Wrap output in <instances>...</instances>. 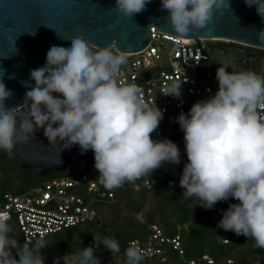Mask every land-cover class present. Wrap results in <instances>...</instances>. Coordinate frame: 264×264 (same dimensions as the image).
Here are the masks:
<instances>
[{"label":"clouds","instance_id":"clouds-1","mask_svg":"<svg viewBox=\"0 0 264 264\" xmlns=\"http://www.w3.org/2000/svg\"><path fill=\"white\" fill-rule=\"evenodd\" d=\"M151 2L115 0L114 9L118 16L133 17ZM245 4L255 5L264 20V0H245ZM224 6L225 0H161V11L168 13L162 19L177 36L185 37L213 22L214 13ZM258 38L264 39V30ZM115 47L99 48L82 35H75L70 47L51 46L46 64L30 71L35 87L25 94L23 105L29 113L20 121L17 108L5 107L13 92L3 83L5 73L0 68V150L11 155L17 143H29L35 131L43 129L50 144L62 141V149L79 145L81 154L92 150L99 181L107 190L150 176L165 162L179 164L180 151L174 142L151 138L163 113L145 100L142 86L123 80L127 55L113 51ZM228 67L221 64L217 68L214 95L197 101L188 113L176 118L188 158L179 184L183 200L195 197L205 209L230 197L239 201L229 204L217 226L264 249V115L260 113L264 76L245 68L233 67L228 72ZM164 95L179 98L181 83L173 81ZM10 232L7 215L0 214V264H44L41 249L48 244L43 239L31 246L19 245ZM93 239V247L67 253L54 264L61 260L63 264H100L94 252L101 244L113 257L120 252L114 237ZM124 255V264H140L144 258L135 243L129 244Z\"/></svg>","mask_w":264,"mask_h":264},{"label":"built area","instance_id":"built-area-1","mask_svg":"<svg viewBox=\"0 0 264 264\" xmlns=\"http://www.w3.org/2000/svg\"><path fill=\"white\" fill-rule=\"evenodd\" d=\"M150 29L152 39L148 46L139 52L126 53L127 63L122 66L123 80L142 86L145 100L149 104L155 103L162 111L163 118L151 138L168 139L177 145L180 151V162L177 165L183 171L188 158L184 133L176 118L181 113H188L194 103L208 99L218 90L209 51L213 43L223 40L201 38L208 58L202 62L200 55L186 56L184 65L192 70L182 65L181 49L178 46L198 44L195 37L186 41L181 36L160 31L154 25H151ZM173 81L181 83L179 98L164 95L166 86L171 85ZM53 95L60 98L58 93ZM260 113L264 115V109H261ZM42 131L44 134L43 129ZM75 163L78 167L73 173L52 172L26 191L14 193L5 190L1 193L0 214L7 215L11 227L17 225L19 233L14 239L21 245L28 243L30 246L37 239L46 240L50 235L84 223L96 226L100 219L98 208L101 202L113 201L120 193H140L153 188L157 184L160 171L174 165L165 162L150 176H143L134 182H125L119 188L107 190L99 181L92 150L81 154L79 145H75L72 165ZM236 201L230 197L227 201H218L208 210L213 215H221L229 204ZM183 241L181 232L170 235L159 225L153 224L146 237L128 240L127 247L130 243L138 244L144 253L142 261L146 264H171L170 250L175 251L178 256L175 259H181L184 264L218 263L217 258L209 252L188 257ZM92 242L90 239L89 243ZM223 242L227 243L228 240L223 239ZM226 261V264L234 262L230 257ZM257 264L264 262L259 261Z\"/></svg>","mask_w":264,"mask_h":264},{"label":"water","instance_id":"water-1","mask_svg":"<svg viewBox=\"0 0 264 264\" xmlns=\"http://www.w3.org/2000/svg\"><path fill=\"white\" fill-rule=\"evenodd\" d=\"M115 6V0H0V68L5 73L3 83L13 92L5 100V107L18 110L26 106L23 105L25 94L35 87L30 71L46 64L51 46L69 47L75 35H82L100 48L115 44V49L125 53L139 52L148 46L152 39L151 25L178 35L162 19L168 13L161 11V0H152L145 11L133 17L118 16ZM261 30H264V20L257 14L255 5L249 7L245 0H225V6L214 13L213 22L182 37L186 41L195 37L198 42L194 46L179 44L182 65L186 56L200 55L202 62L208 58L201 38L264 49V39L258 38ZM224 50L231 51L234 58L241 53L243 66L257 55L248 48ZM219 52H214L217 68L224 64ZM62 143L57 140L50 144L38 128L29 143H17L11 155L0 150V155L23 168L34 167L42 176H49L53 171L70 174L78 165H72L73 148L62 149Z\"/></svg>","mask_w":264,"mask_h":264},{"label":"rangeland","instance_id":"rangeland-1","mask_svg":"<svg viewBox=\"0 0 264 264\" xmlns=\"http://www.w3.org/2000/svg\"><path fill=\"white\" fill-rule=\"evenodd\" d=\"M211 67L213 68V66ZM252 70L258 75L264 76V62L260 61ZM215 74L216 72H214ZM28 113V107L24 106L16 110L15 115L17 120L20 121L26 118ZM2 164L5 166V169L0 170V190L4 189L18 193L28 190L37 183V174L34 169L30 168L27 170L30 174L25 176L24 173H27V171L23 167L9 165L6 160L0 157V166ZM171 166L164 169L161 174L166 175L169 171L172 173L166 175L165 178H160L161 180L157 186L140 193H120L113 201L101 202L98 208L100 211V219L96 226L92 223H84L77 227L76 232L64 233L65 236L78 245H82L87 241L89 242L91 239L93 242L89 244L93 247V236L97 235L101 237H114L120 244V242L127 239L130 240L136 237L144 238V235L149 233L151 225L157 224L160 227L161 225L163 226V218L165 217L168 222L175 224L182 234H186L187 237L185 239H187L191 234L192 228H197L202 224L208 225L210 220H202L205 218L203 216L204 212L199 210L204 211L205 208L197 204L198 200L195 197L186 200L187 202L183 200L184 190L179 184L182 171L177 164ZM179 202L183 206L185 205L188 212L187 218L183 222L178 217L179 211L177 204ZM11 228L12 232L9 233V236L14 238L19 233V230L16 224ZM241 236L243 241L234 250L241 252L248 261V264H257L260 261L259 257L264 253V249H256L255 253L249 254V249L254 247V242L243 235ZM44 241L47 243L46 240ZM52 253L54 255L51 260L54 262L59 257V253L55 249ZM94 253L99 258L101 264H124L126 259L124 255L125 251L121 247L120 252L115 257L112 256L111 252L103 244ZM41 254L45 257L44 264L49 263L48 250L41 249ZM228 254L225 253V255ZM169 257L172 258L171 264H184L181 259H175L178 256L173 250L169 251ZM223 257L218 259L219 262H222ZM16 259H19V257H16ZM238 262L241 261H237V264Z\"/></svg>","mask_w":264,"mask_h":264},{"label":"trees","instance_id":"trees-1","mask_svg":"<svg viewBox=\"0 0 264 264\" xmlns=\"http://www.w3.org/2000/svg\"><path fill=\"white\" fill-rule=\"evenodd\" d=\"M40 129V128H39ZM41 133L43 134L42 129H40ZM44 135V134H43ZM73 151H75V145L72 146ZM0 157L4 160H6L9 165H17V166H21L18 163L8 159L5 156L0 155ZM5 166L2 164L0 166V170H4ZM22 167V166H21ZM172 167V166H170ZM179 167V166H178ZM30 168L34 169L36 171L37 174V182L40 181L41 179L45 178V176L40 175L37 170L34 167H27L24 168L26 171L29 170ZM163 171V170H162ZM160 174L158 176V180H157V184L159 183V181L161 180L160 178H165L166 175H168L169 173H172L171 171H169L166 175L165 174ZM55 173H59L60 171H53ZM30 173L25 172L24 175L28 176ZM156 184V186H157ZM5 190H0V199H1V193L4 192ZM186 201V200H185ZM178 202V201H176ZM187 202V201H186ZM235 203H239V201H236ZM178 206V217L180 219L181 222H183L184 220H186L188 212H187V208L185 207V205L183 206V204H180V202L177 204ZM175 209V208H174ZM200 209V207H199ZM228 209V207L226 208V210ZM203 213V216L205 218H203L202 220L206 219V220H210V223L208 225L202 224L201 226L197 227V228H192L191 229V234L189 235V237L187 239H185L187 237V235L183 233L184 236V247L186 250V255L188 257L190 256H198L200 254H202L203 252H209L212 255H214L217 258L218 263L217 264H226L227 261L226 259L228 257L232 258L234 260V262L232 264H237V261H241L238 262V264H248V261L246 260V258L244 257V255L239 252V251H235V247L238 246L242 241L243 238L241 235H236L234 232L232 231H225L221 228H219L218 222L221 220L222 215H213L208 209H204V211H202L201 209L199 210ZM164 222H163V226L161 225V227L165 230L166 233L170 234V235H174L178 232H180L177 228V226L173 223L168 222L165 217L163 218ZM77 227H72L70 229H67L63 232H59L53 235H50L47 237L46 241L48 244V247L44 248V250H48V254H49V263L47 264H54V262L51 260L52 256L54 255L53 250L55 249L57 251V253H59V257L64 256L67 253H75L80 251L83 247H92V245L89 244V242H85L82 245H78L72 241H70L64 233L67 232H76L77 231ZM148 235V234H147ZM147 235H144V237H146ZM222 239H227L228 242L224 243L222 242ZM129 239L120 242V247L125 251V249L127 248V241ZM20 243V242H18ZM35 241L31 244L34 245ZM21 245V243L19 244ZM256 249L255 247H252L251 249H249V254L255 253ZM12 251V255L16 258L18 256H16V250L15 249H11ZM15 252V253H14ZM225 253H229L228 255H225ZM95 255V253H94ZM227 256V257H224ZM221 257H223L222 262H219L218 259H220ZM259 260L264 262V253L259 257ZM60 264H63V261H60ZM101 264V263H100ZM140 264H146L144 261H141Z\"/></svg>","mask_w":264,"mask_h":264},{"label":"flooded vegetation","instance_id":"flooded-vegetation-1","mask_svg":"<svg viewBox=\"0 0 264 264\" xmlns=\"http://www.w3.org/2000/svg\"><path fill=\"white\" fill-rule=\"evenodd\" d=\"M237 49V48H248L250 49L251 51L255 52L257 55H256V59H254L252 61V64H251V67L250 69H253L254 67H256V65H258V63L261 61V62H264V51L260 50V49H257V48H253V47H248L246 45H242V44H239V43H235V42H231V41H219V42H215L211 45L210 47V51H209V56H210V60H211V66H213V70L216 72L217 70V67L214 63V52L217 50V51H220L222 52L224 49ZM213 50V51H212ZM246 64H249L250 63V60L246 61L245 62ZM227 65H230L232 68L235 67L236 69L237 68V64H230L227 62ZM249 69V68H248ZM226 70L229 71V69L227 68Z\"/></svg>","mask_w":264,"mask_h":264},{"label":"bare ground","instance_id":"bare-ground-1","mask_svg":"<svg viewBox=\"0 0 264 264\" xmlns=\"http://www.w3.org/2000/svg\"><path fill=\"white\" fill-rule=\"evenodd\" d=\"M222 54V59H223V62L224 64H227L230 63V64H237V68L240 69V68H249L251 67V64H252V61H253V58L252 60H250V63L249 64H244V66L242 65L241 63V53L237 56V58H234L235 56L232 54L231 51H228V50H223L222 52H219ZM252 57H255V55H252ZM240 60V61H239ZM229 71L228 72H231L232 71V67H228ZM21 109V108H20Z\"/></svg>","mask_w":264,"mask_h":264}]
</instances>
